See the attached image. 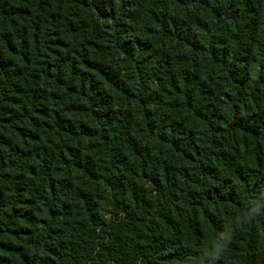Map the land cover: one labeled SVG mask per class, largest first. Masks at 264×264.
I'll list each match as a JSON object with an SVG mask.
<instances>
[{"label":"trees","instance_id":"1","mask_svg":"<svg viewBox=\"0 0 264 264\" xmlns=\"http://www.w3.org/2000/svg\"><path fill=\"white\" fill-rule=\"evenodd\" d=\"M0 264H264V0H0Z\"/></svg>","mask_w":264,"mask_h":264}]
</instances>
